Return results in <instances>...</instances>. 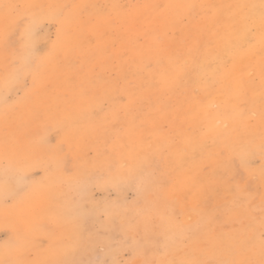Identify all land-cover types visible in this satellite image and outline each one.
Masks as SVG:
<instances>
[{"label":"rangeland","instance_id":"rangeland-1","mask_svg":"<svg viewBox=\"0 0 264 264\" xmlns=\"http://www.w3.org/2000/svg\"><path fill=\"white\" fill-rule=\"evenodd\" d=\"M255 1L0 0V264H264Z\"/></svg>","mask_w":264,"mask_h":264},{"label":"bare ground","instance_id":"bare-ground-1","mask_svg":"<svg viewBox=\"0 0 264 264\" xmlns=\"http://www.w3.org/2000/svg\"><path fill=\"white\" fill-rule=\"evenodd\" d=\"M256 1H258V0H256ZM256 1H255V2H256ZM237 4H238V3H237ZM145 6H146V5H145ZM253 6H255V5L253 4ZM145 8H146V7H145ZM256 11H257V10H256ZM262 11H264V10H262ZM260 12H261V11H260ZM253 13H255V12H253ZM257 13H258V12H257ZM261 14H262V13H261ZM259 16H260V15H259ZM263 16H264V14H263ZM252 18H253V17H252ZM260 18H261V17H260ZM262 20H264V18H263ZM249 21H250V20H249ZM250 22H251V21H250ZM259 22H260V20H259ZM259 22H258V23H259ZM248 23H249V22H248ZM263 23H264V22H263ZM243 24H244V23H243ZM254 24H255V23H254ZM247 25H248V24H247ZM252 26H253V25H252ZM245 27H246V26H245ZM250 27H251V26H250ZM257 27H258V25H257ZM248 28H249V27H248ZM260 28H261V30L263 29L261 26H260ZM254 29H256V27H255ZM259 30H260V29H259ZM253 33H254V32H253ZM260 33H262V32H260ZM227 34H228V33H227ZM242 34H243V33H242ZM247 34H248V33H247ZM250 34H251V33H250ZM258 34H259V33H258ZM252 35H253V34H251L250 36H252ZM255 35H256V34H255ZM243 36H244V35H243ZM258 36H259V35H258ZM259 37H260V39H261V36H259ZM253 38H254V37H253ZM239 39H240V38H239ZM248 39H249V38H248ZM251 39H252V38H251ZM244 40H246V39H244ZM263 40H264V39H263ZM263 40H261V41H263ZM261 41H258V42H261ZM242 42H243V41H242ZM255 42H256V41H255ZM255 42H254V43H255ZM263 42H264V41H263ZM235 43H236V42H235ZM236 44H237V43H236ZM236 44H235V45H236ZM249 44H250V43H249ZM256 45H258V43H257ZM263 45H264V44H263ZM239 46H240V45H239ZM241 46H242V45H241ZM245 46H246V45H245ZM253 46H254V45H253ZM231 47H232V46H231ZM243 47H244V46H243ZM256 47H257V46H256ZM263 47H264V46H263ZM263 47H262V48H263ZM233 48H234V47H233ZM247 48H248V47H247ZM241 49H242V48H241ZM252 49H253V48H252ZM254 49H255V48H254ZM138 50H139V49H138ZM140 50H141V49H140ZM140 50H139V51H140ZM204 51H205V50H204ZM241 51H242V50H240V52H241ZM249 51H250V50H249ZM253 51H254V50H253ZM207 52H208V51H207ZM213 52H214V51H213ZM242 52H243V51H242ZM255 52H256V51H255ZM208 53H209V52H208ZM144 54H146V53H144ZM200 54H201V53H200ZM214 54H215V53H214ZM220 54H221V53H220ZM248 54H249V53H248ZM197 55H198V54H197ZM197 55H196V56H197ZM216 55H217V54H216ZM239 55H241V54H239ZM239 55H238V56H239ZM245 55H246V54H245ZM253 55H254V54H253ZM253 55H252V57H253ZM258 55H259V54H258ZM198 56H199V55H198ZM206 56H207V55H206ZM208 56H209V55H208ZM259 56H260V55H259ZM242 57H243V56H242ZM248 57H249V56H248ZM210 58H211V57H210ZM213 58H214V57H213ZM220 58H221V57H220ZM253 58H254V57H253ZM258 58H259V57H258ZM150 59H151V58H150ZM205 59H206V58H205ZM254 59H255V58H254ZM196 60H197V59H196ZM210 60H211V59H210ZM221 60H222V59H221ZM246 60H247V59H246ZM246 60H245V61H246ZM251 60H252V59H251ZM198 61H200V60H198ZM205 61H206V60H205ZM211 61H212V60H211ZM245 61H244V62H245ZM208 62H210V61H208ZM212 62H213V61H212ZM252 62H253V61H252ZM204 63H205V62H203V65H204ZM257 63H258V62H257ZM199 64H200V63H199ZM197 65H198V64H197ZM254 65H255V64H254ZM145 66H146V64H145ZM198 66H199V65H198ZM195 68H196V67H195ZM195 68H194V69H195ZM199 68H200V67H199ZM218 68H219V67H218ZM165 69H166V68H165ZM196 69H197V68H196ZM203 69H204V68H203ZM261 69H262V68H261ZM198 70H199V69H198ZM201 70H202V69H201ZM207 70H208V69H207ZM215 70H216V69H215ZM259 70H260V68H259ZM196 71H197V70H196ZM260 71H262V70H260ZM260 71H259V72H260ZM165 73H166V72H165ZM176 73H179V72L176 71ZM176 73H175V75H176ZM202 73H203V72H202ZM213 73H214V72H213ZM173 74H174V73H173ZM203 74H204V73H203ZM229 74H230V73H229ZM170 75H171V74H170ZM185 75H186V73H185ZM193 75H197V74H193ZM198 75H199V74H198ZM223 75H224V73H223ZM223 75H221V76H223ZM259 75H261V74H259ZM168 76H169V75H168ZM173 76H174V75H173ZM188 76H189V75H188ZM199 76H200V75H199ZM204 76H205V75H204ZM181 77H182V76H181ZM200 77H201V76H200ZM202 77H203V75H202ZM231 77H232V76H231ZM263 77H264V76H263ZM171 78H174V77H171ZM179 78H180V77H179ZM181 79H183V78H181ZM179 80H180V79H179ZM205 80H206V79H205ZM158 83H159V82H158ZM144 85H145V84H144ZM152 85H153V84H152ZM152 85H151V86H152ZM154 86H155V85H154ZM145 87H146V86H145ZM155 87H156V86H155ZM155 87H153V88H155ZM246 132H247V131H246ZM244 133H245V132H244ZM211 139H214V138H211Z\"/></svg>","mask_w":264,"mask_h":264},{"label":"snow or ice","instance_id":"snow-or-ice-1","mask_svg":"<svg viewBox=\"0 0 264 264\" xmlns=\"http://www.w3.org/2000/svg\"><path fill=\"white\" fill-rule=\"evenodd\" d=\"M33 22H35V21H33Z\"/></svg>","mask_w":264,"mask_h":264}]
</instances>
